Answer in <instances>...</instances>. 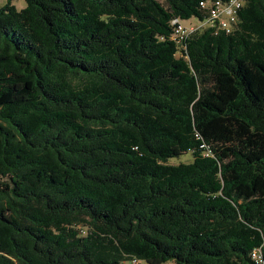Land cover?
Listing matches in <instances>:
<instances>
[{
	"label": "trees",
	"instance_id": "1",
	"mask_svg": "<svg viewBox=\"0 0 264 264\" xmlns=\"http://www.w3.org/2000/svg\"><path fill=\"white\" fill-rule=\"evenodd\" d=\"M215 1L0 6V264H264V0L173 39Z\"/></svg>",
	"mask_w": 264,
	"mask_h": 264
},
{
	"label": "built area",
	"instance_id": "2",
	"mask_svg": "<svg viewBox=\"0 0 264 264\" xmlns=\"http://www.w3.org/2000/svg\"><path fill=\"white\" fill-rule=\"evenodd\" d=\"M202 8L207 6V17L204 22L193 27H186L182 25L177 20L173 21L174 30H173V39L177 42H182L190 33L194 30L201 28L203 26L214 27L217 26L226 32L230 31L231 24L236 18V10L240 6V0H230L226 3L215 1L212 4H206L204 2L200 3ZM225 15V18H223ZM253 257H256L253 254Z\"/></svg>",
	"mask_w": 264,
	"mask_h": 264
},
{
	"label": "rangeland",
	"instance_id": "3",
	"mask_svg": "<svg viewBox=\"0 0 264 264\" xmlns=\"http://www.w3.org/2000/svg\"><path fill=\"white\" fill-rule=\"evenodd\" d=\"M7 2V0H0V6L4 5ZM11 3L18 9H23L25 7V0H11ZM223 18H225V15H223ZM181 24L186 27H193L195 25L201 24L200 21L196 18H191L186 21H181ZM192 161V155L190 153H184L178 157L170 158L168 160L169 164H179V163H190Z\"/></svg>",
	"mask_w": 264,
	"mask_h": 264
}]
</instances>
